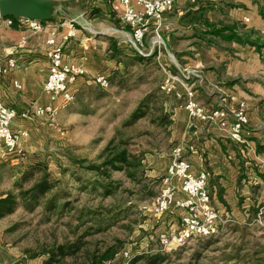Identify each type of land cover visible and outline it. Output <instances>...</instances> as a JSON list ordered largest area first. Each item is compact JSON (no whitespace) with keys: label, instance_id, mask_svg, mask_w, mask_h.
<instances>
[{"label":"rangeland","instance_id":"1","mask_svg":"<svg viewBox=\"0 0 264 264\" xmlns=\"http://www.w3.org/2000/svg\"><path fill=\"white\" fill-rule=\"evenodd\" d=\"M257 2L260 4V8H264V0H257ZM114 6V0H57L54 18L50 22L58 27L59 32L64 28L69 29L65 31V34L74 31V35L68 37L66 41H71V44L75 43L73 38L78 33H80V40L98 38L111 33L108 30L110 26L106 23L109 22L129 38V41L126 40L122 48L118 49L120 57L115 60L120 64L121 70L124 68L123 62L126 57L133 56L136 50L139 54L147 56L151 55L150 52L153 50L156 51L157 69L152 64L130 67L128 72L131 77L127 81L128 88L124 91H120L118 88H107L108 96L93 103L91 102L95 95L99 93L98 89L99 91L101 89L93 83V79H90L92 83L83 89L84 92H80L81 87L87 86L84 83L86 81L85 76L80 79L76 87L75 99L77 100L79 96L81 102L84 103L83 105L89 102L91 107L87 111L79 113L81 104L79 101H75L72 105L61 110L62 113L59 112L52 127L46 123V127L42 130L43 133L36 132V136L31 137V148L26 141L23 142L22 140L20 146L24 147L25 152L19 153L18 162H11L9 159L10 162L8 161L6 166L0 168V196L5 197L9 191L14 195L18 193L19 188L13 186L14 181L20 176L25 166L34 161L39 160L47 164L53 177L59 178L60 169L76 171L75 167L69 165L66 156L70 155L88 161L95 160L112 137L114 128L130 115L140 99L154 86L150 82L153 81L154 84L158 85L163 83L168 75H179V72L173 74V67L183 70L181 68L183 65L177 61L180 56L186 54L184 50L187 47L196 43L197 45L204 43V46L207 47L205 42L197 39L201 32H195L197 42H193L184 36L186 34L184 29L173 25L177 19V14L171 10L163 15V20L157 31L159 40L153 27H150L144 35L142 46L136 48L131 42L130 28L119 20L114 11ZM181 19L182 16L179 22ZM181 26H185V24ZM166 39H169L170 47L166 44ZM156 40L158 42H155ZM108 42L110 43V41ZM151 43L154 48H151ZM170 55L175 59V65ZM140 75L149 76L147 79L149 82L145 80L144 84H137V77ZM84 94H88V98L82 99ZM168 103L166 102V106L169 105ZM17 120L23 121L20 118ZM25 121L31 124L32 129H38L35 126L38 125L40 119L38 120L29 114V118ZM137 131H149L152 134V136H145L139 141L140 144L149 149L145 157L149 162L144 164L146 176L152 180L162 179L160 176L164 171L162 166L157 168L159 176L153 178L149 176L151 167L154 166L150 163L151 157L161 158L162 164L168 163V161L170 163L171 152L176 146L169 147L170 140L167 141L161 135L158 136L157 132L145 122H141L137 126ZM61 178L63 182L69 181L68 174L61 176ZM115 178L121 179L122 175L115 174ZM30 184V182L24 183L22 189H28ZM64 186L70 189L72 197L77 195L76 183L69 181L68 186L65 184ZM151 186L154 187L153 190L155 191L153 198L142 200H138L139 197L137 196L131 198V202L136 205L135 215L132 218L136 222L132 224L131 231L122 232L119 229L111 231L113 235L125 241L123 250L117 255L114 262L120 259L123 251L131 250L140 253L164 252L168 258L162 264H219V259L223 255L234 252L235 247L240 243L246 241L251 243V246L255 243L264 244V196L260 195V190L259 193L257 192L258 196L256 193L253 195L250 191L247 193L239 192L236 197L238 209L237 207L233 211L232 209L230 211L224 210V208L216 209L222 223L219 232L211 239V242L215 243L210 244L209 239H192L176 251H163L158 239L161 232L158 230V224H155L150 209L154 199L161 191L162 181L151 184ZM99 202L106 205L110 200L100 201L95 198L91 201L90 198L81 196L80 202L74 204V207L78 210L83 206H96ZM73 213L76 214V212ZM65 221L67 220L56 221L54 215L46 214L43 210L42 201L33 212L27 211L20 203L13 214L0 219V263L28 264L27 262H29L30 264H42L43 257L32 258L30 255L40 253L46 246L62 243L65 237L69 236L66 227L63 226ZM233 228H236L237 231H234ZM196 253H199L197 260L194 258Z\"/></svg>","mask_w":264,"mask_h":264},{"label":"crops","instance_id":"2","mask_svg":"<svg viewBox=\"0 0 264 264\" xmlns=\"http://www.w3.org/2000/svg\"><path fill=\"white\" fill-rule=\"evenodd\" d=\"M172 10L177 14L173 25L184 29V36L190 38L189 41L197 42L195 32L198 31L207 34V39H214L218 45L205 47L204 43H198L187 47L184 50L186 54L178 58L177 63L183 65V70L197 72L198 77L193 78L192 82L197 87L198 102L206 109L221 106L235 108L240 102L246 106L247 144L242 146L216 129L200 124L189 127L181 102L169 110L173 121L170 140L177 143L176 147L184 148V158L195 172L205 170L208 173L207 186L212 206L217 210L224 208L233 211L239 207L236 198L239 192L250 191L254 195L261 190L260 195L264 196V173L261 169L264 160V18L259 13L260 4L257 0H177ZM189 14L198 16L199 20L188 24L186 17ZM181 16L185 17V26L179 22ZM106 23L111 33L84 40H80L78 33L73 38L75 43L71 44V41L66 42L68 37L65 31L69 29L64 28L59 32L52 22L42 33L33 34L19 23L8 27L5 19H0V63L8 59L16 62L15 69L6 76H0V101L17 114L34 104L52 105L43 90L51 51L46 42L52 30L56 31V44L62 49L65 62L86 71L84 83L87 86L81 87L80 92H84L83 89L92 83L90 79L95 76L110 77L113 72L121 70L120 64L109 54L108 41L113 38L118 48H122L129 38L109 22ZM214 32L218 35L219 32L222 35L230 32L236 39L223 42L219 36L210 34ZM247 35L252 44L241 43ZM166 40L170 47L169 39ZM152 43L151 48H154ZM170 58L176 63L171 55ZM183 70H179V73ZM13 82H17L21 89L16 90ZM46 123L49 125V121L42 118L35 126L38 129H32L31 124L16 118L12 129L15 132L26 131L28 136L23 142L26 141L31 148V137H35L36 132L43 133ZM20 148L25 152L24 147ZM151 159L150 163L154 166L149 176H159L157 168L162 166L164 171L160 176L163 177L169 161L162 164L161 158ZM8 161L9 158L0 148V168L6 166ZM147 162L145 159L144 164Z\"/></svg>","mask_w":264,"mask_h":264},{"label":"trees","instance_id":"3","mask_svg":"<svg viewBox=\"0 0 264 264\" xmlns=\"http://www.w3.org/2000/svg\"><path fill=\"white\" fill-rule=\"evenodd\" d=\"M259 13L264 18V8L261 7ZM184 18L180 20L181 25L184 24ZM186 18H188V24L199 20L198 16L192 17L190 14ZM12 20L15 24L16 20ZM210 34L213 37L219 36L223 42L236 39L230 32L227 35H222L221 32L219 35L216 32ZM197 39L205 42L207 47L218 46L214 39H207L205 33L198 35ZM241 43L252 44L248 35ZM117 46V41L110 38L108 51L114 60L120 57ZM136 52L133 56L126 57L123 70H117L107 77L108 88H118L120 91L128 88L127 81L131 77L128 70L135 65L152 64L157 69L156 51L153 50L147 57L139 54L138 50ZM173 68V74L179 72V69ZM148 77L147 75L138 76L137 84H144ZM150 84L154 86L140 99L130 115L114 128L112 137L95 160L88 161L66 156L67 162L71 167H75L76 171L60 169L59 178L53 177L47 164L39 160L34 161L26 165L14 181L13 186L19 188L18 193L14 195L9 191L5 197H0V219L13 214L20 203L27 211L33 212L42 201L46 214L54 215L56 221L67 220L63 226L66 227L69 236H66L62 243L46 246L40 253L31 254L30 257H43L42 264L114 263L117 255L123 250L125 241L113 235L111 231L119 229L122 232H130L132 224L136 222L132 219L136 205L131 202V198L134 196L139 197L138 200L153 198L155 191L151 184L162 181L161 178L152 180L145 174L144 160L149 149L139 141L152 134L149 131H137V126L145 122L157 132L158 136L161 135L164 140H170L173 121L169 110L180 104L174 95H166L160 91L162 83L157 85L151 81ZM96 86L101 90L98 89L99 93L95 95L91 103L108 96L107 89ZM87 95L84 94L82 99L88 98ZM75 97L70 105L79 101L81 104L79 113L91 107L89 102L88 105H83L79 96L77 100ZM166 102H169V105L166 106ZM176 145V142L170 140L169 147ZM66 174L69 181L76 183L77 195L74 197L70 189L64 186V184L68 186L69 181L63 182L62 178L60 179ZM115 174L122 175V178L116 179ZM28 182L31 183L30 187L26 190L22 189L23 184ZM81 196L90 198L91 201L98 198L100 201L110 200V202L106 205L99 202L96 206H83L77 210L74 204L80 202ZM157 227L160 230L158 225ZM220 229L221 225H218L217 233ZM233 230L237 231L236 228ZM214 236L207 238L210 244L215 243L211 242ZM198 254H195V260L198 259ZM137 256L131 260L130 264H162L168 258L164 252L141 253ZM219 262V264H264V244L255 243L251 246V243L245 241L236 246L234 252L223 255Z\"/></svg>","mask_w":264,"mask_h":264},{"label":"built area","instance_id":"4","mask_svg":"<svg viewBox=\"0 0 264 264\" xmlns=\"http://www.w3.org/2000/svg\"><path fill=\"white\" fill-rule=\"evenodd\" d=\"M177 0H114V11L119 20L131 30V42L134 47L142 46L144 35L150 27L159 38L157 31L163 15L171 11ZM6 25H14L12 19H5ZM33 34L42 33L49 28V22L43 23L27 19L16 20ZM73 31L67 33L72 37ZM159 40V39H158ZM156 40L155 42H158ZM49 51V66L43 90L52 105H31L26 111L17 114L13 109L0 101V148L11 160L18 162L21 141L27 138L26 131L15 132L12 123L16 118L27 120L29 114L38 119H47L49 126L54 122L61 110L70 105L75 97L76 87L80 79L86 75L83 68L65 62L62 49L56 44V31L46 42ZM147 56V55H143ZM175 64V63H174ZM16 68V62L8 59L0 63V76H6ZM198 77L196 71H180L179 75H168L161 84L160 91L166 95H174L181 101L188 117V126L202 125L225 134L231 141L246 145L245 127L248 124L246 106L240 102L235 108L221 106L206 109L197 99L196 85L193 78ZM93 83L103 89L109 86L106 76L98 75ZM13 87L20 90L17 82ZM264 173V160L261 164ZM208 173L205 170L195 172L191 164L184 158V148L175 147L171 152V160L162 177V188L151 205L152 217L160 229L159 244L165 252H173L184 247L192 239H207L217 234L218 225L222 221L219 213L211 204L208 191ZM140 252L125 250L120 259L112 264H130L134 256ZM1 264V263H0Z\"/></svg>","mask_w":264,"mask_h":264},{"label":"water","instance_id":"5","mask_svg":"<svg viewBox=\"0 0 264 264\" xmlns=\"http://www.w3.org/2000/svg\"><path fill=\"white\" fill-rule=\"evenodd\" d=\"M56 5V0H0V19L47 23L53 20Z\"/></svg>","mask_w":264,"mask_h":264}]
</instances>
